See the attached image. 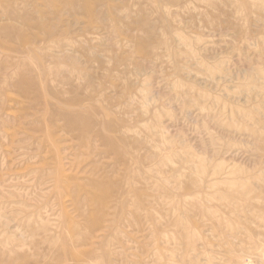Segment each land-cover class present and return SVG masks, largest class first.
I'll use <instances>...</instances> for the list:
<instances>
[{
    "label": "rangeland",
    "instance_id": "rangeland-1",
    "mask_svg": "<svg viewBox=\"0 0 264 264\" xmlns=\"http://www.w3.org/2000/svg\"><path fill=\"white\" fill-rule=\"evenodd\" d=\"M0 264H264V0H0Z\"/></svg>",
    "mask_w": 264,
    "mask_h": 264
}]
</instances>
